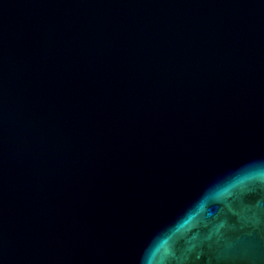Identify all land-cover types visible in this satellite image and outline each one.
Wrapping results in <instances>:
<instances>
[{
    "label": "water",
    "instance_id": "water-1",
    "mask_svg": "<svg viewBox=\"0 0 264 264\" xmlns=\"http://www.w3.org/2000/svg\"><path fill=\"white\" fill-rule=\"evenodd\" d=\"M0 264H264V0H0Z\"/></svg>",
    "mask_w": 264,
    "mask_h": 264
}]
</instances>
